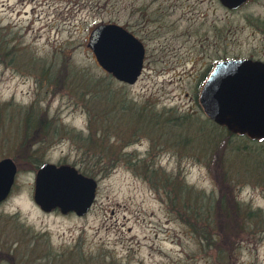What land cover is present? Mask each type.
<instances>
[{"label":"rangeland","instance_id":"rangeland-1","mask_svg":"<svg viewBox=\"0 0 264 264\" xmlns=\"http://www.w3.org/2000/svg\"><path fill=\"white\" fill-rule=\"evenodd\" d=\"M108 23L143 45L134 84L86 46ZM228 58L264 61V0H0V264H264V141L199 104ZM44 163L96 181L84 215L35 204Z\"/></svg>","mask_w":264,"mask_h":264},{"label":"water","instance_id":"water-1","mask_svg":"<svg viewBox=\"0 0 264 264\" xmlns=\"http://www.w3.org/2000/svg\"><path fill=\"white\" fill-rule=\"evenodd\" d=\"M235 9L246 0H218ZM86 46L97 64L118 81L134 84L142 71L144 48L118 24L94 26ZM206 117L228 132L264 141V63L248 58L217 61L199 93ZM16 174L10 158L0 160V203L9 195ZM96 181L67 164L44 163L36 171L33 201L44 212L58 209L84 215L91 207Z\"/></svg>","mask_w":264,"mask_h":264},{"label":"trees","instance_id":"trees-1","mask_svg":"<svg viewBox=\"0 0 264 264\" xmlns=\"http://www.w3.org/2000/svg\"><path fill=\"white\" fill-rule=\"evenodd\" d=\"M27 126L28 127H33L34 126V124H33V122H31L30 120H27ZM229 134H231L230 132H228ZM187 199H188V195H187V197L185 198L184 196H182L179 200H180V204H185L186 202H187ZM250 212V211H249ZM260 223V222H259ZM264 224V221L263 220H261V223H260V225H263Z\"/></svg>","mask_w":264,"mask_h":264},{"label":"flooded vegetation","instance_id":"flooded-vegetation-1","mask_svg":"<svg viewBox=\"0 0 264 264\" xmlns=\"http://www.w3.org/2000/svg\"><path fill=\"white\" fill-rule=\"evenodd\" d=\"M249 1H250V0H246V1H245L243 4H241L240 6L244 5L245 3H248ZM240 6H239V7H240ZM239 7H238V8H239ZM238 8H236V9H238ZM236 9H233V10H236ZM248 59L255 60V61H260V62L264 63V61H263V60H260V59H254V58H248ZM212 68H213V67H212ZM212 68L210 69L208 75H209L210 72L212 71ZM208 75L205 77L204 82H205V80L207 79ZM204 82H203V83H204Z\"/></svg>","mask_w":264,"mask_h":264}]
</instances>
